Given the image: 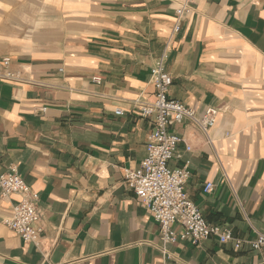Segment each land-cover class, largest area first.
Masks as SVG:
<instances>
[{
	"label": "crops",
	"instance_id": "1",
	"mask_svg": "<svg viewBox=\"0 0 264 264\" xmlns=\"http://www.w3.org/2000/svg\"><path fill=\"white\" fill-rule=\"evenodd\" d=\"M179 3L0 0V59L23 78L0 82V173L17 167L39 194L45 229L40 249L25 244L4 223L20 197H0V264H264V250L215 238L164 246L125 185L153 129L136 102L156 100L151 70L167 52L170 98L219 111L207 136L174 127L170 167L189 163L186 194L209 224L264 233V0H196L175 34Z\"/></svg>",
	"mask_w": 264,
	"mask_h": 264
},
{
	"label": "built area",
	"instance_id": "2",
	"mask_svg": "<svg viewBox=\"0 0 264 264\" xmlns=\"http://www.w3.org/2000/svg\"><path fill=\"white\" fill-rule=\"evenodd\" d=\"M176 9L174 33L178 34L183 22L193 14L196 0H179ZM167 52L159 58L151 70V81L156 90L154 102L137 101L142 118L151 119L153 129L148 138L147 156L138 168L126 169L125 185L142 202L160 227L161 241L164 246L187 241L199 245L209 239H217L221 244H231L235 251L245 247L253 251L264 250V233H258L255 239L236 238L230 229L209 224L202 211L186 194V185L191 177L189 163L181 168H171L170 162L177 157L182 138L174 127L189 123L198 128L205 136L217 124L219 111L207 107L197 111L170 98L173 78L166 69ZM22 74L12 69V59H0V82L21 83ZM100 83V79H94ZM41 111L45 112L46 109ZM116 115L122 116L121 110ZM191 151V148H188ZM214 185L205 187L211 193ZM19 196L13 207L12 215L5 225L17 234L25 244L42 247L45 229L42 213L38 207L39 194L25 182L17 167L12 166L0 173V197L7 199ZM180 226L181 232L174 227Z\"/></svg>",
	"mask_w": 264,
	"mask_h": 264
}]
</instances>
